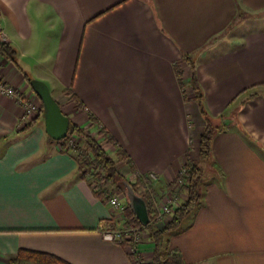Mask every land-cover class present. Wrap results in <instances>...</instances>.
I'll use <instances>...</instances> for the list:
<instances>
[{"label": "crops", "instance_id": "obj_1", "mask_svg": "<svg viewBox=\"0 0 264 264\" xmlns=\"http://www.w3.org/2000/svg\"><path fill=\"white\" fill-rule=\"evenodd\" d=\"M0 28L15 51L1 56L8 84L40 99L31 80L44 82L70 121L103 126L136 173L164 185L186 154L201 161L196 76L220 128L203 202L165 236L162 258L264 264V0H0ZM22 114L0 93V264L22 249L72 264L151 261L155 238L135 255L105 237L118 212L47 133L43 112L28 129Z\"/></svg>", "mask_w": 264, "mask_h": 264}, {"label": "trees", "instance_id": "obj_2", "mask_svg": "<svg viewBox=\"0 0 264 264\" xmlns=\"http://www.w3.org/2000/svg\"><path fill=\"white\" fill-rule=\"evenodd\" d=\"M14 53L15 51L7 42L5 43L0 41V56L2 57L6 56L8 58H12ZM191 86H192V91H195V95H194L195 98L198 99V101L200 102L201 112L205 118V127L200 136V142H199L200 159L201 161L205 160L206 163L212 165L213 164L212 143L215 134L218 132L220 128V125L217 123V121L214 118L210 117L207 114L204 107L202 106V95L199 92L196 76H192ZM37 119L34 118L32 122L28 123L24 127V129L30 128L33 125V122ZM90 120L92 124H98L95 117H93L92 115H90ZM97 127L100 135L106 137V139L110 143L118 144L117 141L105 130L103 126L98 124ZM86 131L87 130L84 127H80L77 124L70 121L68 135L74 132L82 133ZM87 134H88L86 137L87 150L80 152L78 155H75L76 160L78 162V168L82 173V175H87L90 171H94V179H93L94 181L91 183L94 185L96 193L102 196L104 200H109L114 195H111L110 193L106 192L104 190V187L108 183L113 182L114 176L116 174L119 175V173L115 168L114 161L112 160V158L108 156L107 151L104 150L102 145L94 139V137L91 135V132L90 133L87 132ZM116 152L118 154L117 157L125 158L131 164L130 158L121 147L120 148L117 147ZM181 172H182L181 174L179 173L176 176V178L169 183V186L180 184L179 190L184 192L186 197L185 200L182 201V204L179 207H177V209L174 211L172 219L164 225V229L155 228V225L158 221L154 217L155 215L154 207H153L154 202L152 200L153 194L141 193L147 200L149 206V213L152 218L151 222L148 225L145 226L141 224L140 221L136 218V216L132 212L131 208H129L127 211V217L129 219L128 221L130 222L133 221L142 230L146 231L150 237H153L156 240V250L153 259L149 262L148 261L145 262L143 259L137 258L136 259L137 264H187L178 250H172L166 255V257L162 258V246H163L162 237L163 234L167 231L179 230L181 228L183 221L190 214L192 213L194 214L198 209V207L200 206V204L203 202L201 201L202 192L200 188L203 185L206 172L205 169L198 162L193 161L190 158L189 153L186 154V160ZM145 177L149 178V175H145ZM132 184L135 187V190L137 191L136 184L135 183ZM161 185L159 184V186ZM117 186L118 189L119 188L121 189V190L119 189V191L124 190V185L123 187L122 184L120 185L118 184ZM162 186H164V189L167 187V185H162ZM161 189L163 190V187ZM153 192L156 194L155 189H153ZM112 193L115 194L116 192L112 191ZM133 241H134L133 237L127 238L125 240L124 239L120 240V242L130 247L136 246V243H134ZM132 253L137 255L138 251ZM11 264H72V263L52 253L22 249L19 251L16 258L12 260Z\"/></svg>", "mask_w": 264, "mask_h": 264}, {"label": "rangeland", "instance_id": "obj_3", "mask_svg": "<svg viewBox=\"0 0 264 264\" xmlns=\"http://www.w3.org/2000/svg\"><path fill=\"white\" fill-rule=\"evenodd\" d=\"M1 33V32H0ZM0 41L1 42H5V39H4V36H0ZM0 61H1V56H0ZM26 97H30V100L38 105V106H41L42 103L40 102V99H38L35 95L33 94H25ZM193 95H195V91H193ZM42 115L37 113L35 115H33L31 118H29L28 120H23L22 121L24 122V127L32 122V120L35 118H40ZM80 126V125H78ZM80 127H83V126H80ZM87 131L86 132H82V133H78V132H74V133H70L65 140L63 141H60L61 143V148L62 150H65V151H71L74 155H78L80 152H83V151H86L87 150V143H86V137H87V132L90 133L91 132V135L94 137V139L96 141H98V143H100L103 147L104 150L107 151L108 153V156L110 158H112V160L114 161V165H115V168L117 170V172L119 173L116 174L113 178V182H110L108 183L105 187H104V190L108 193H110L111 195H116V196H119L122 201L124 202V204L126 205V208L125 210H115L118 212V216H116V220L115 222L111 225V227L109 228V230H112V231H118V230H123L124 233L128 232L130 234H133L135 232L132 233V230H136V231H139L141 230L142 231V235H143V239H146L149 236V234L142 230L138 225H136L133 221H128V217H127V211L128 209L130 208V205H129V200H128V197L125 193L124 190L122 191H119V189L117 188L118 184H122V187H123V183H122V180H127L129 181L131 184L132 183H135L136 184V189H137V192L139 194H145V193H150V194H153L152 196V200L154 202V217L155 219L158 221L155 225V228L157 229H164V225L166 223H168L172 217H173V214H174V211L177 209V207H179L181 204H182V201L185 200V193L180 191L179 189V185H170L168 183H166L165 185H167V187L164 189V183L160 182V178L158 177L157 180H152L150 179V176L149 178H146L145 175L143 174H138L136 173L133 169H132V166L131 164L128 162L127 159L125 158H120V157H117V147L120 148V145L119 144H114V143H110L106 137H104L103 135H100L99 131H98V127H84ZM90 130V131H89ZM204 169L206 168V165L208 163H206L205 160H202L200 162H198ZM127 164L130 169H131V172L128 173L127 175L124 174L122 171H121V168L123 165ZM183 169V168H182ZM181 169V170H182ZM205 172H207V170H205ZM151 173V172H150ZM149 173V174H150ZM155 173V172H154ZM182 172L180 171V174ZM148 174V175H149ZM157 174V173H156ZM86 179H88L90 182H93L94 180V171H90L87 175H83ZM206 179H207V176H205L204 178V184L206 182ZM162 183V185H161ZM159 184L161 186H159ZM204 184L201 186V192H202V198H201V201L203 200V196H204ZM133 185V184H132ZM116 187V188H115ZM134 187V186H133ZM163 187V190L161 189ZM135 189V187H134ZM153 189H155L156 191V194L153 192ZM121 190V189H120ZM112 191L116 192L115 194L112 193ZM141 194V195H142ZM171 204V207H172V212L170 213H167V214H164L162 216H160V211L164 210L165 206H169ZM194 214H190L182 223L181 225V228H184V226L186 225L187 222L190 221L191 217L193 216ZM160 216V217H159ZM151 217V216H150ZM152 219V218H151ZM179 229V230H180ZM179 230H174V231H167L163 234V244H164V239H165V236L168 234V233H174V232H178ZM140 231V232H141ZM125 240L127 239V237H124L122 238L121 240ZM135 243V241H133Z\"/></svg>", "mask_w": 264, "mask_h": 264}, {"label": "water", "instance_id": "obj_4", "mask_svg": "<svg viewBox=\"0 0 264 264\" xmlns=\"http://www.w3.org/2000/svg\"><path fill=\"white\" fill-rule=\"evenodd\" d=\"M31 85L43 104L47 133L55 140L65 139L69 133L70 118L64 114L60 104L52 96L49 87L44 82L31 80ZM226 120L224 122L228 123ZM123 184L132 212L141 224L148 225L151 222V217L147 200L134 189L129 181L124 180Z\"/></svg>", "mask_w": 264, "mask_h": 264}, {"label": "built area", "instance_id": "obj_5", "mask_svg": "<svg viewBox=\"0 0 264 264\" xmlns=\"http://www.w3.org/2000/svg\"><path fill=\"white\" fill-rule=\"evenodd\" d=\"M0 93L6 96L12 97L16 100V102H18V104L22 107V113H23L22 119L23 120H28L33 115L37 113L42 114L43 112L42 105L38 106L34 104L30 100V97H26V95L20 90H18L15 86L8 84L1 75H0ZM149 176H150V179L152 180L158 179V175L154 172H151ZM109 203L116 210L122 211V210H125L126 208V205L124 204L122 199L116 195L112 196L109 199ZM170 212H172L171 204L169 206L168 205L165 206L164 210L160 211V216L170 213ZM132 233L133 234H130L128 232L124 233L123 230L112 231V230H109V228L104 231L105 237L109 240L120 241L124 237H127V238L133 237V240L135 241L136 246H132L131 250L132 252H136L138 250V245L142 243L144 239H143L142 232L132 230Z\"/></svg>", "mask_w": 264, "mask_h": 264}]
</instances>
